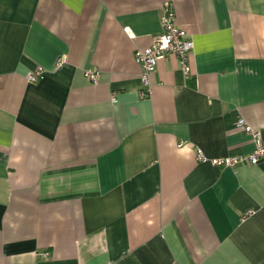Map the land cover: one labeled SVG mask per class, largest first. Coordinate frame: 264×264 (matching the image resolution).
<instances>
[{"label":"crops","instance_id":"1","mask_svg":"<svg viewBox=\"0 0 264 264\" xmlns=\"http://www.w3.org/2000/svg\"><path fill=\"white\" fill-rule=\"evenodd\" d=\"M165 2L192 77L143 96ZM240 116L264 135V0H0V264H264V158H196L250 152Z\"/></svg>","mask_w":264,"mask_h":264},{"label":"built area","instance_id":"2","mask_svg":"<svg viewBox=\"0 0 264 264\" xmlns=\"http://www.w3.org/2000/svg\"><path fill=\"white\" fill-rule=\"evenodd\" d=\"M160 25L161 30L154 37L152 43L146 47H138L134 51V59L141 69L140 79L143 86V96H150V75L155 70L158 62L168 55H174L178 58L181 70L186 78L192 77L190 55L194 47V42L189 32L177 24L173 7L169 2H165L163 5L160 15ZM65 59V57H58L56 59V66H62L65 63ZM97 73L96 69H89L85 72L88 78L93 82L96 80ZM43 74L44 69L36 67L26 74V78L28 82H35L41 79ZM112 99L114 100L115 98L112 97ZM236 125L247 135L251 136L254 146L250 152L246 154L208 158L200 149H197V160L203 162L207 161L214 166L232 168L241 164L254 165L264 158V135H262L261 131L253 128L241 116L237 118ZM43 255H48V252H45Z\"/></svg>","mask_w":264,"mask_h":264}]
</instances>
